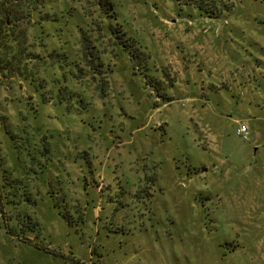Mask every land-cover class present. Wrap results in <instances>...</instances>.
I'll return each mask as SVG.
<instances>
[{
	"label": "rangeland",
	"instance_id": "374dc122",
	"mask_svg": "<svg viewBox=\"0 0 264 264\" xmlns=\"http://www.w3.org/2000/svg\"><path fill=\"white\" fill-rule=\"evenodd\" d=\"M185 2L42 0L13 24L0 264H264V0Z\"/></svg>",
	"mask_w": 264,
	"mask_h": 264
},
{
	"label": "trees",
	"instance_id": "16d2710c",
	"mask_svg": "<svg viewBox=\"0 0 264 264\" xmlns=\"http://www.w3.org/2000/svg\"><path fill=\"white\" fill-rule=\"evenodd\" d=\"M203 1L207 0H188V2L185 3H192L200 9L201 12L211 13V16H213L216 12L207 9ZM40 5H42V0H0V51L3 53H5V51L7 53L10 52V54L15 53L18 57L22 56V51L20 49L23 42L18 36L14 35L12 26L23 17L29 18L32 12ZM2 59L3 58L0 56V63ZM64 217L68 218L66 214H64Z\"/></svg>",
	"mask_w": 264,
	"mask_h": 264
},
{
	"label": "built area",
	"instance_id": "2783aa9c",
	"mask_svg": "<svg viewBox=\"0 0 264 264\" xmlns=\"http://www.w3.org/2000/svg\"><path fill=\"white\" fill-rule=\"evenodd\" d=\"M237 133L242 136L244 139L248 138L249 136V128L246 124H241L238 128H237Z\"/></svg>",
	"mask_w": 264,
	"mask_h": 264
}]
</instances>
